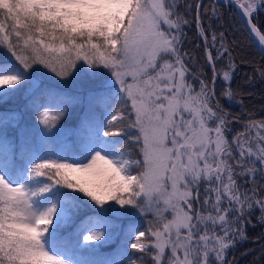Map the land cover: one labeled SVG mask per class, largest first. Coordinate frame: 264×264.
I'll return each mask as SVG.
<instances>
[{
	"label": "snow or ice",
	"instance_id": "obj_1",
	"mask_svg": "<svg viewBox=\"0 0 264 264\" xmlns=\"http://www.w3.org/2000/svg\"><path fill=\"white\" fill-rule=\"evenodd\" d=\"M239 6L251 17L264 0ZM196 20L204 35L199 13ZM186 24L176 0H0V98L34 88V65L67 79L86 71L77 69L83 60L88 75L102 78L90 102L106 113L83 121L78 142L62 154L18 158L13 144L0 141V264H96L77 253L95 252L112 238L106 217L149 210L155 221L146 231L125 229L117 264H145V256L151 264H230L227 251L246 239L242 225L257 209L264 223V120L249 117L243 132L228 139L237 118L221 107L214 87L201 80L197 92L186 79L180 51ZM221 48L216 59L228 51ZM208 60L214 85L220 73L211 53ZM233 67L229 60L222 72L228 100L235 95ZM258 71L264 78V68ZM42 107L39 123L51 132L63 106ZM128 141L142 159H131ZM101 170L108 174L103 183L76 176ZM241 179L252 187L243 188ZM108 201L114 203L106 208ZM85 207L94 214L81 217Z\"/></svg>",
	"mask_w": 264,
	"mask_h": 264
},
{
	"label": "trees",
	"instance_id": "obj_2",
	"mask_svg": "<svg viewBox=\"0 0 264 264\" xmlns=\"http://www.w3.org/2000/svg\"><path fill=\"white\" fill-rule=\"evenodd\" d=\"M239 1L250 2V0ZM176 2L178 11L188 20V24L183 27L180 45L181 54H186L184 61L187 68V81L191 80L190 84L195 91L199 92L201 85L195 79L197 72L209 88L214 87L216 99L220 101L221 107L230 117L237 118L231 122L232 129L237 123H241L244 128L249 117L257 121L264 120V78H261L258 71V69L264 68V56L250 42L236 10L226 3L214 5L212 1L204 0L198 9L199 24L204 30V35H201L196 20L198 1L176 0ZM251 20L264 37V9L255 11ZM212 35L215 36L216 45L211 43ZM221 45L228 49L223 55H226L235 67L231 72V89L235 94L232 103H227L221 97L225 84L220 82V75L216 76L214 85L212 82L213 65L209 63L208 53H211L217 71L224 67L228 69L226 61L216 59L218 49L222 50ZM2 56L3 53L0 52V57ZM12 62L15 63L14 58H12ZM42 67V65H34V69H39V71H34L33 77H37L41 82L40 87L36 90L29 92L31 86L26 85L15 95L0 98V141L6 139L13 144L17 149L18 158L22 153L33 156H42L49 152L62 154L66 148L78 142L77 133L83 121L90 118L100 120L106 114L104 107L99 103L90 102V94L86 95L85 92L86 87L95 88L93 93L101 91V85L96 84L101 78L91 77L88 75L90 71L86 69V71L75 74L74 78L70 76L84 90L77 95L72 93L70 84L62 91L57 88L56 84L48 83L47 79L51 72ZM79 68L77 65V69ZM49 102L62 104L64 116L56 128L51 132H45L44 126L39 123L37 109L43 111L42 106ZM110 139L127 140V137ZM124 148L130 154L131 159H142L139 148L132 146L131 141L125 143ZM240 183L243 188L252 187L251 184H244L243 179L240 180ZM65 191L71 190L65 189ZM200 191L203 198L204 188L201 187ZM74 194L82 195L78 192ZM125 195L127 194L125 193ZM84 199L88 200L89 204L93 203L87 197ZM113 203V201H108L104 207L107 208ZM92 214H94L93 209L85 207L81 217ZM259 216L260 212L257 209L248 218L249 222L242 225L246 239H238L235 246L227 251L226 259L230 264H264V223L259 221ZM106 218L114 225L111 229L112 238L107 243L100 244L95 252L80 250L77 253L79 259L96 262V264H103L106 261L110 264H117L123 259L125 229L146 231L149 228V222L152 221V215L149 218L146 213L143 215L137 213L132 217H117L109 214ZM73 230L74 226L67 227L62 230L61 235ZM145 240L147 241L148 237H145ZM247 251L249 252L242 255ZM128 252L132 253V250L128 249ZM132 254L135 256L144 255L142 253ZM145 264H151L150 256H145Z\"/></svg>",
	"mask_w": 264,
	"mask_h": 264
},
{
	"label": "rangeland",
	"instance_id": "obj_3",
	"mask_svg": "<svg viewBox=\"0 0 264 264\" xmlns=\"http://www.w3.org/2000/svg\"><path fill=\"white\" fill-rule=\"evenodd\" d=\"M244 3H245V1H244ZM196 10H197V8H196ZM211 43H212V45H216V43L215 42H213V35H212V37H211ZM222 51V50H221ZM219 59H221L223 62L224 61H226V63L228 64L229 63V58L226 56V55H223V56H220V58ZM77 65L81 68V66H83V68L84 69H86V70H88V71H92V70H90V69H87V66L86 65H84L83 64V60H78L77 61ZM42 68H44V67H42ZM235 69V67H233L232 69H231V72L233 71ZM223 70H227V68H220V70H218L217 72L218 73H220L219 75H220V82H222V83H224L225 84V81H224V79H223V75H222V72H223ZM97 71H100V72H104V73H106L107 74V70H105V69H97ZM44 73V72H43ZM75 75V74H74ZM74 75L72 76L73 78H74ZM107 75H109V77H110V74H107ZM231 77H232V75H231ZM102 79V78H101ZM186 79H187V77H186ZM195 79H196V81L199 83V85H200V81L202 80V77L201 76H199L198 74H197V72H196V77H195ZM190 81L191 80H188V83L190 84ZM47 82L48 83H54V84H56V86H57V88H59V89H61L62 91H64V87H66V86H68L69 84V86H71L72 87V93H74V94H81L80 92L81 91H84L82 88H81V85L80 84H78L77 82H75V81H73L72 79H71V77L69 78V79H61V78H59V77H57L54 73H50V75H49V78L47 79ZM34 84L36 85L34 88L33 87H31V89L29 90V92H32V91H34V90H36L38 87H40V85H41V82H40V80L37 78V77H34ZM96 84H100L101 85V80H98V82H96ZM194 88V87H193ZM200 88V87H199ZM94 89L95 88H93V87H86L85 88V92H86V95H89V94H91V93H93V91H94ZM69 91V90H68ZM223 93V92H222ZM221 97L222 98H224L225 99V101H227V103H232V100H228L227 98H225L222 94H221ZM232 127V124L230 123L229 124V131H228V133H227V137H228V139L229 140H231L232 139V137L233 136H235L237 133H240V132H243V130H244V128L241 126V123H237L235 126H233V128L234 129H232L231 128ZM232 131V132H231ZM76 176L78 177V178H80V179H83V180H88V181H90V182H95V183H101V182H105L106 180H107V178H108V174H105V173H103V170H101V175H99V176H96V177H92V176H81L80 174H76ZM143 198V197H142ZM146 214H148L149 215V218H151V215H152V221H155V216H154V214H153V211L152 210H149V211H146L145 212ZM144 213V214H145ZM143 215V214H142ZM165 215H167V216H171V211H169V212H167V213H165Z\"/></svg>",
	"mask_w": 264,
	"mask_h": 264
},
{
	"label": "water",
	"instance_id": "obj_4",
	"mask_svg": "<svg viewBox=\"0 0 264 264\" xmlns=\"http://www.w3.org/2000/svg\"><path fill=\"white\" fill-rule=\"evenodd\" d=\"M198 1L197 5H200L204 0H196ZM205 1H212L214 5L218 4V3H226L231 5L234 10H236V13L238 15L239 20L242 22L243 24V28L246 31L250 42H252L253 46L258 50V52H260L263 56H264V39H261V37H263V35L261 34V32L256 28L255 24L253 23V20H251V17L248 16H244L243 14V9L239 6V3H243V1H239V3H237V0H205ZM259 2V0H258ZM260 10V9H259ZM197 14H198V9L196 10ZM252 16V14H251ZM197 17V15H196ZM249 20H251V23H249ZM255 26L256 30L259 32L260 36H257L256 34H254V32L252 31V27ZM244 252L242 255H244Z\"/></svg>",
	"mask_w": 264,
	"mask_h": 264
},
{
	"label": "bare ground",
	"instance_id": "obj_5",
	"mask_svg": "<svg viewBox=\"0 0 264 264\" xmlns=\"http://www.w3.org/2000/svg\"><path fill=\"white\" fill-rule=\"evenodd\" d=\"M254 34H256L257 36H260V34L257 30L254 32Z\"/></svg>",
	"mask_w": 264,
	"mask_h": 264
}]
</instances>
